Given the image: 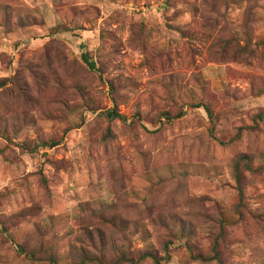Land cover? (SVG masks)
Masks as SVG:
<instances>
[{"label":"rangeland","instance_id":"1","mask_svg":"<svg viewBox=\"0 0 264 264\" xmlns=\"http://www.w3.org/2000/svg\"><path fill=\"white\" fill-rule=\"evenodd\" d=\"M0 264H264V0H0Z\"/></svg>","mask_w":264,"mask_h":264},{"label":"trees","instance_id":"2","mask_svg":"<svg viewBox=\"0 0 264 264\" xmlns=\"http://www.w3.org/2000/svg\"><path fill=\"white\" fill-rule=\"evenodd\" d=\"M83 59H84V62L88 65L89 68H93V62L89 61L85 55H83ZM107 116L109 118H120L121 120H125L124 116L123 115H120L119 112L115 111L114 109H111V110H108L107 111ZM56 142L54 141H51L49 143V145L53 146L55 145ZM235 171H237L238 169V164H235V167H234ZM236 180L237 182H239V176H238V173H236ZM239 191H240V187H239ZM241 192V191H240Z\"/></svg>","mask_w":264,"mask_h":264}]
</instances>
